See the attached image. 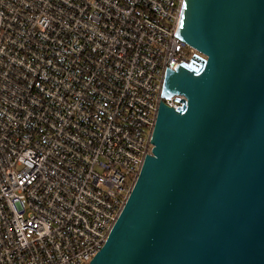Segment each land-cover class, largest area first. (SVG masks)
<instances>
[{
  "label": "built area",
  "instance_id": "2783aa9c",
  "mask_svg": "<svg viewBox=\"0 0 264 264\" xmlns=\"http://www.w3.org/2000/svg\"><path fill=\"white\" fill-rule=\"evenodd\" d=\"M184 0H0V264H90L152 154Z\"/></svg>",
  "mask_w": 264,
  "mask_h": 264
},
{
  "label": "water",
  "instance_id": "95a60500",
  "mask_svg": "<svg viewBox=\"0 0 264 264\" xmlns=\"http://www.w3.org/2000/svg\"><path fill=\"white\" fill-rule=\"evenodd\" d=\"M147 156L90 264H264V0H184Z\"/></svg>",
  "mask_w": 264,
  "mask_h": 264
}]
</instances>
